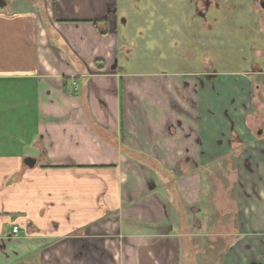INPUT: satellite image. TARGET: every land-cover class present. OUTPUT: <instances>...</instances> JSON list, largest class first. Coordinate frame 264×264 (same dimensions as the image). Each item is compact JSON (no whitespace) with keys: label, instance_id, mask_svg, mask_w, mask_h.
I'll list each match as a JSON object with an SVG mask.
<instances>
[{"label":"crops","instance_id":"obj_1","mask_svg":"<svg viewBox=\"0 0 264 264\" xmlns=\"http://www.w3.org/2000/svg\"><path fill=\"white\" fill-rule=\"evenodd\" d=\"M0 1V264H197L198 171L220 155L237 178L220 264H264V131L208 134L207 85L120 66L119 24L147 4Z\"/></svg>","mask_w":264,"mask_h":264},{"label":"rangeland","instance_id":"obj_2","mask_svg":"<svg viewBox=\"0 0 264 264\" xmlns=\"http://www.w3.org/2000/svg\"><path fill=\"white\" fill-rule=\"evenodd\" d=\"M134 1L147 5L128 12L125 28L119 24V37L135 45L120 66L128 71L172 70L182 75V83L207 85V91L198 89V99L212 97L220 104L214 105L212 115L205 109L198 113L207 121L202 128L208 134L244 131L254 136L264 131V0ZM181 97L188 99L185 91ZM182 104L181 114L190 122L192 117L184 116L190 115L189 107ZM226 156H215L212 165L198 171L199 201L192 206L197 217L193 212L189 217L197 264H220L235 241L236 236L229 235L235 209L228 202L237 188L236 156ZM173 173L186 184L189 172ZM223 214L229 218L223 220Z\"/></svg>","mask_w":264,"mask_h":264},{"label":"water","instance_id":"obj_3","mask_svg":"<svg viewBox=\"0 0 264 264\" xmlns=\"http://www.w3.org/2000/svg\"><path fill=\"white\" fill-rule=\"evenodd\" d=\"M4 4V2L3 1H0V6H2ZM26 163L28 164V166H33V164H34V160H32V159H27L26 160Z\"/></svg>","mask_w":264,"mask_h":264},{"label":"built area","instance_id":"obj_4","mask_svg":"<svg viewBox=\"0 0 264 264\" xmlns=\"http://www.w3.org/2000/svg\"><path fill=\"white\" fill-rule=\"evenodd\" d=\"M11 233L13 235H17L19 233L18 227H13L12 230H11Z\"/></svg>","mask_w":264,"mask_h":264}]
</instances>
